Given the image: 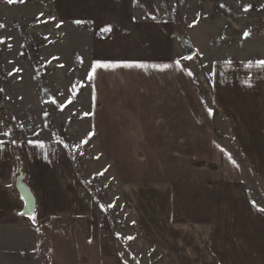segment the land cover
Here are the masks:
<instances>
[{
  "label": "rangeland",
  "instance_id": "obj_1",
  "mask_svg": "<svg viewBox=\"0 0 264 264\" xmlns=\"http://www.w3.org/2000/svg\"><path fill=\"white\" fill-rule=\"evenodd\" d=\"M129 2L0 0V114L11 136L15 123L60 144L91 228L84 236L67 217L55 232L23 217V229L0 231V264H142L123 186L167 182L172 221L191 222L209 183L238 174L211 80L216 70L238 84L264 61V0ZM97 63L118 66L93 73Z\"/></svg>",
  "mask_w": 264,
  "mask_h": 264
},
{
  "label": "crops",
  "instance_id": "obj_2",
  "mask_svg": "<svg viewBox=\"0 0 264 264\" xmlns=\"http://www.w3.org/2000/svg\"><path fill=\"white\" fill-rule=\"evenodd\" d=\"M129 1L103 0V5H137ZM220 76L213 71L211 94L225 120L231 119L229 127H223L224 147L241 159L238 174L209 183L207 205L193 213L191 222L172 221V188L167 182L123 186L119 196L132 218L130 235L143 248L142 264H152L150 256L158 264H264V67L242 69L238 84ZM13 126L11 136L0 114V231H18L25 224L23 201L11 189L19 173L17 149L25 160L23 182L35 198L32 225L57 232L61 223L67 228L71 217L85 236L91 231L88 200L67 173L65 151L55 139L26 137Z\"/></svg>",
  "mask_w": 264,
  "mask_h": 264
},
{
  "label": "water",
  "instance_id": "obj_3",
  "mask_svg": "<svg viewBox=\"0 0 264 264\" xmlns=\"http://www.w3.org/2000/svg\"><path fill=\"white\" fill-rule=\"evenodd\" d=\"M180 42L186 51V55L188 57L192 56L194 54V49L187 42H184L183 40H181ZM23 178L24 174L19 171L15 182V188L24 204L22 215L24 217L30 218L33 216V213L35 211V198L23 182Z\"/></svg>",
  "mask_w": 264,
  "mask_h": 264
},
{
  "label": "snow or ice",
  "instance_id": "obj_4",
  "mask_svg": "<svg viewBox=\"0 0 264 264\" xmlns=\"http://www.w3.org/2000/svg\"><path fill=\"white\" fill-rule=\"evenodd\" d=\"M77 23H79V22H77ZM257 63H258L261 67H264V61H258ZM177 64H179V61H177ZM117 66H118V65H105V64H99V63H97L96 65H94L92 71H93V73H94L97 67L108 68V67H117ZM123 66H124V67H145L144 65H140V64H137V65H133V64H124ZM165 67H167V66H165ZM4 134H5V135H8V133H4ZM38 146L41 147V148L44 147L43 143H39ZM102 207H103V206H102Z\"/></svg>",
  "mask_w": 264,
  "mask_h": 264
},
{
  "label": "built area",
  "instance_id": "obj_5",
  "mask_svg": "<svg viewBox=\"0 0 264 264\" xmlns=\"http://www.w3.org/2000/svg\"><path fill=\"white\" fill-rule=\"evenodd\" d=\"M8 131L12 133V127H11V125L8 127ZM15 153H16V158H17L18 160H20V159H21V155H20V153L18 152L17 149L15 150ZM18 169H19L20 171H22V170H21V166H20V164L18 165ZM11 189H12V190H15L14 187H12Z\"/></svg>",
  "mask_w": 264,
  "mask_h": 264
},
{
  "label": "bare ground",
  "instance_id": "obj_6",
  "mask_svg": "<svg viewBox=\"0 0 264 264\" xmlns=\"http://www.w3.org/2000/svg\"><path fill=\"white\" fill-rule=\"evenodd\" d=\"M262 34H263V36H264V31H263V33H262Z\"/></svg>",
  "mask_w": 264,
  "mask_h": 264
}]
</instances>
